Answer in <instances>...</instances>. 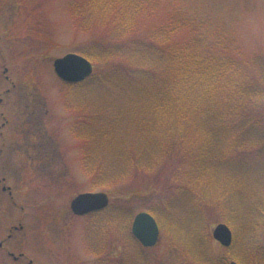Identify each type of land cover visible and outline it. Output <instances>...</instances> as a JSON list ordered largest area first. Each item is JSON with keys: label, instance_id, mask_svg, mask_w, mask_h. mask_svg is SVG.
Masks as SVG:
<instances>
[{"label": "trees", "instance_id": "1", "mask_svg": "<svg viewBox=\"0 0 264 264\" xmlns=\"http://www.w3.org/2000/svg\"><path fill=\"white\" fill-rule=\"evenodd\" d=\"M69 11L90 40L80 54L95 71L108 66L64 96L66 109L79 116L72 129L85 142L80 163L90 188L128 193L125 184L139 180L133 193L169 192L162 213L147 211L169 231L170 247H181L199 264L219 262L202 232L207 218L222 219L234 243L243 244L245 230L242 255L248 261L261 256L264 50L248 67L215 55L212 42L191 31L193 21H171L136 38L153 11L149 0H81ZM184 31L187 41L169 43L171 34ZM181 199L195 213L178 230L171 210Z\"/></svg>", "mask_w": 264, "mask_h": 264}, {"label": "rangeland", "instance_id": "2", "mask_svg": "<svg viewBox=\"0 0 264 264\" xmlns=\"http://www.w3.org/2000/svg\"><path fill=\"white\" fill-rule=\"evenodd\" d=\"M80 2L0 0V264H199L181 247H170L166 229L151 249H143L120 234L121 227L129 226L136 214L148 208L162 213L159 208L170 198L169 192L153 195L140 189L133 193L139 180L125 184V190L131 188L128 193L105 192L109 207L100 213L103 222H93V229L70 211L71 200L90 192V183L80 164L85 142L72 131L79 116L66 109L65 87L55 76L52 63L90 42L69 17L70 7ZM151 7L153 11L141 23L136 38L171 21H193L191 31L212 42L213 54L242 66L262 56L264 0H149ZM189 37L187 31L171 34L169 43L179 45ZM107 69L98 68L93 76ZM7 90L10 92L5 95ZM93 90L96 95L97 89ZM87 134L93 139L92 131ZM152 181L163 180L152 177ZM2 188H9L10 193ZM174 202L172 222L178 230L186 229L195 209L188 200ZM209 219L201 228L216 262L235 256L241 264H264L260 256H250L248 261L242 255L245 230L241 246L223 249L211 238V230L224 222ZM259 239L264 251V225ZM93 242L96 257L87 253L86 247ZM5 250L24 258L15 262Z\"/></svg>", "mask_w": 264, "mask_h": 264}, {"label": "water", "instance_id": "3", "mask_svg": "<svg viewBox=\"0 0 264 264\" xmlns=\"http://www.w3.org/2000/svg\"><path fill=\"white\" fill-rule=\"evenodd\" d=\"M53 67L58 78L67 83H80L92 73L90 63L84 58L75 55H67L62 59L56 60ZM107 206L108 199L105 194H83L77 196L71 202L70 209L73 214L81 216L90 212L101 211ZM131 232L144 247L151 248L158 241L159 232L157 224L147 213H140L135 216L132 222ZM212 237L223 247H229L231 245V232L223 224L217 225L212 230Z\"/></svg>", "mask_w": 264, "mask_h": 264}, {"label": "flooded vegetation", "instance_id": "4", "mask_svg": "<svg viewBox=\"0 0 264 264\" xmlns=\"http://www.w3.org/2000/svg\"><path fill=\"white\" fill-rule=\"evenodd\" d=\"M2 72L3 73H6L7 72V69L5 68V67H3L2 68ZM5 79L7 80V77H5ZM12 88H14L15 89V86L12 84L11 85V89ZM9 92L10 91H5V95H7V94H9ZM0 102H1V98H0ZM3 190H4V188H2ZM6 189V188H5ZM82 218H84V219H86L87 221H97L98 219H99V216L97 215V214H90V215H86V216H84V217H82ZM12 230H10V234L7 236L8 237V239L9 238H11V236H12ZM1 249H3V247H2V244H0V250ZM5 253H6V255L9 257V258H11L13 261H15V262H18V261H20L21 259H23L24 258V256L22 255V254H19L18 256H14L12 253H10V252H8V251H6L5 250ZM28 264H32V262L31 261H29L28 262ZM104 264V263H103Z\"/></svg>", "mask_w": 264, "mask_h": 264}]
</instances>
